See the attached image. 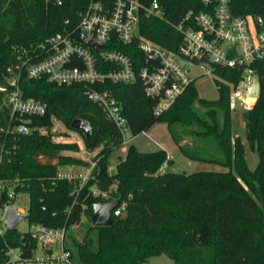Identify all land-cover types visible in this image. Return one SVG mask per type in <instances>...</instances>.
I'll use <instances>...</instances> for the list:
<instances>
[{
  "label": "trees",
  "instance_id": "1",
  "mask_svg": "<svg viewBox=\"0 0 264 264\" xmlns=\"http://www.w3.org/2000/svg\"><path fill=\"white\" fill-rule=\"evenodd\" d=\"M77 2L0 0V180L4 182L0 204H12L17 193H26L29 204L24 217L30 223L64 226L74 264H144L160 254L174 264H264V58L253 62L260 85L258 97L248 98L241 112L244 138L258 156L254 168L246 163L242 137L232 132L226 81L237 84L241 77L237 68L214 66L217 98L200 97L192 78L159 114L153 113L154 100L146 96L140 79L96 86L117 99L132 136L164 122L182 155L225 170L159 171L164 162H171L166 150L143 152L130 145L115 171L109 173L108 157L122 144L121 134L102 107L86 97L81 83L58 84L46 76L33 78L21 71L17 80L23 96L44 103L46 111L34 115L4 110L12 89L9 80L19 72L16 55L25 48L36 53L46 37L63 28L65 18H73ZM161 4L162 17L142 18L140 32L176 50L181 34L174 24L188 10L197 12L204 5L201 0H161ZM229 5L234 16L251 14L264 19V0H229ZM115 45L141 64L143 55L135 42ZM52 116L67 127L73 118L87 120L90 136L78 132L88 150L100 148L93 157L95 177L77 194L71 193L73 182L56 177L58 165L88 163L60 153L77 149V145L52 141ZM20 124L43 127L46 132L19 131ZM112 182L117 187L115 197L125 202L123 213L112 212L108 226L89 222L77 238L71 226L85 212L91 214L92 203L99 201L89 187L106 188ZM10 188L13 197L8 196ZM24 242L35 246L16 227L5 229L0 234V264H10L8 248H23Z\"/></svg>",
  "mask_w": 264,
  "mask_h": 264
},
{
  "label": "built area",
  "instance_id": "2",
  "mask_svg": "<svg viewBox=\"0 0 264 264\" xmlns=\"http://www.w3.org/2000/svg\"><path fill=\"white\" fill-rule=\"evenodd\" d=\"M62 4L63 0H45ZM204 9L197 12L188 10L174 24L181 34L176 50L166 48L147 38L140 32L142 18L162 17L161 0H78L73 18L63 20V28L45 38L35 53L33 49H23L16 55L19 72L12 76L9 84L12 89L7 93L5 105L10 113L42 115L46 111L44 103L30 97H24L18 77L25 71L28 77L46 76L58 84L81 83L89 100L102 107L107 116L120 131L122 143L133 137L117 99L105 89L96 86L106 81L131 83L140 79L146 96L154 100L153 113L159 114L185 90L191 81L190 65L213 74L214 66L240 69V78L236 85H230L229 104L234 108L236 100H243L247 106L249 88L258 82L253 62L264 58V19L251 14L234 16L230 11L229 0H201ZM79 33L100 45L95 51L89 45L77 40ZM135 42L141 52L142 61L138 65L131 56L116 47V43ZM145 56L158 58V64L145 65ZM245 94V95H244ZM58 118L52 116L50 132L55 131L54 123ZM26 126L25 124L18 125ZM45 133L43 127H28ZM143 132V131H142ZM1 160V156H0ZM96 164L91 159L80 169L57 171V178L66 179L75 185L72 194H77L92 175ZM164 162L159 171H163ZM109 173L115 166H108ZM90 193L107 202L114 198L117 191L115 182L102 188L93 184ZM4 191V182L0 180V197ZM8 196H15L12 188ZM117 199V198H116ZM11 205L0 204L3 215ZM16 209V208H15ZM125 202L120 201L113 212L123 213ZM17 212H23L20 207ZM30 229L25 231L35 246L8 248L7 262L10 264H74L71 251L66 247V229L64 226L52 227L41 222H29ZM6 228H0V234ZM24 235V234H23Z\"/></svg>",
  "mask_w": 264,
  "mask_h": 264
},
{
  "label": "rangeland",
  "instance_id": "3",
  "mask_svg": "<svg viewBox=\"0 0 264 264\" xmlns=\"http://www.w3.org/2000/svg\"><path fill=\"white\" fill-rule=\"evenodd\" d=\"M191 77L194 78V85L200 97L206 99H215L218 97V90L213 80L214 74L206 73L204 69L190 65ZM245 95V94H244ZM246 108V104L243 100H236L234 108L230 107L231 119H232V132L236 135H240L243 139L245 145V159L249 168H254L258 156L252 151L246 142L243 134V121L241 118V112ZM55 131L52 133V141L63 142V143H75L77 149H63L60 151L61 154L69 156L71 158L79 159L83 162H89L96 155L100 148H96L92 151L88 150L84 144L83 136L78 131L70 129L67 127L60 119L55 123ZM180 126H177L179 128ZM130 145H133L139 151H152L159 148L166 150L167 154L171 157V162L164 167V171L171 172H195L198 170H225V167L204 161L191 160L181 154L178 150L176 144L173 141L171 132L168 126L164 122H157L153 124L147 130L138 133L133 136L131 140L127 143H122L120 146L115 148L108 157V166H115L121 158H123L127 149ZM53 162L57 159H53ZM83 165L76 163L66 162L63 165H58V171H70L75 169H80ZM114 198L115 193L113 194ZM29 197L26 193H17L13 200L12 205L18 210L22 207V214L26 216L28 209ZM92 213V212H91ZM115 213L113 212V215ZM89 213L85 212L79 221V223L71 226V229L76 233L77 238H81L84 233L87 224L90 222ZM0 228H4L3 215H0ZM16 228L19 231L25 232L30 229L29 221L27 217H24L17 225ZM144 264H174L173 260L170 259L165 254H160L157 256H152Z\"/></svg>",
  "mask_w": 264,
  "mask_h": 264
},
{
  "label": "water",
  "instance_id": "4",
  "mask_svg": "<svg viewBox=\"0 0 264 264\" xmlns=\"http://www.w3.org/2000/svg\"><path fill=\"white\" fill-rule=\"evenodd\" d=\"M77 40L80 42L91 46L95 51H98L100 45L96 44L90 38H88L85 34L79 33L77 35ZM158 64V58H152L150 56H145L143 59V63L145 65H149L150 63ZM259 83L249 88V94L253 98H257L259 94ZM5 111H8L6 105H3ZM69 128L75 131L81 132L85 138H88L91 133V126L89 122L82 118H73L69 123ZM19 131L29 132V129L26 126H20L18 128ZM120 200H110L107 202H94L92 203V213L90 215V220L93 226H108L112 222V212L115 207L119 204ZM1 213V209H0ZM24 218V215L17 212L15 207L11 204L8 206L5 214H4V227L6 229H11L16 227V225Z\"/></svg>",
  "mask_w": 264,
  "mask_h": 264
},
{
  "label": "crops",
  "instance_id": "5",
  "mask_svg": "<svg viewBox=\"0 0 264 264\" xmlns=\"http://www.w3.org/2000/svg\"><path fill=\"white\" fill-rule=\"evenodd\" d=\"M234 135H235V134H234ZM166 153H167V152H166ZM167 157H168L170 160H172L171 157H170L168 154H167ZM167 165H168V164H167Z\"/></svg>",
  "mask_w": 264,
  "mask_h": 264
}]
</instances>
